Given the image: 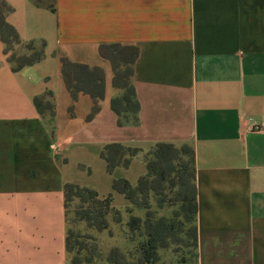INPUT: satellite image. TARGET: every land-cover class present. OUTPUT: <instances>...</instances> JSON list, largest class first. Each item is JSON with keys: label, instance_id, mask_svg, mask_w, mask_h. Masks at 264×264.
<instances>
[{"label": "crops", "instance_id": "obj_1", "mask_svg": "<svg viewBox=\"0 0 264 264\" xmlns=\"http://www.w3.org/2000/svg\"><path fill=\"white\" fill-rule=\"evenodd\" d=\"M5 1L7 21L23 43L44 42V56L14 70L0 39V264H74L65 184L132 209L113 180L135 184L160 142L194 152L196 255L182 261L163 248L145 264H264V0H55V11ZM113 43L138 48L136 123L119 125L111 108L121 90L99 47ZM62 57L104 70L90 119L88 94L69 112ZM48 91L54 117L34 104ZM116 142L140 152L109 173L101 151Z\"/></svg>", "mask_w": 264, "mask_h": 264}, {"label": "trees", "instance_id": "obj_2", "mask_svg": "<svg viewBox=\"0 0 264 264\" xmlns=\"http://www.w3.org/2000/svg\"><path fill=\"white\" fill-rule=\"evenodd\" d=\"M36 5L43 6L51 11H55V0H34ZM13 8L5 1L0 0V39L5 46L6 53H9V61L14 70H18L25 65L34 64L41 60L44 56V42L40 45H35L33 42L23 43L19 37L16 29L7 21V15ZM27 48V53L16 57L13 54L16 46ZM100 54L109 59L113 68L112 83L115 88L121 90V94L114 96L111 99V108L118 117V124L136 123L138 122L139 102L136 97L135 89L132 83V76L134 73V64L138 56V48L131 45H121L118 43L102 44L99 47ZM62 75L65 85L73 99V104L69 108L71 115L74 114V106L77 101L79 93H85L93 99V106L88 114V118H92L99 110L100 103L104 97L105 81L104 70L100 66H91L84 63L74 62L67 57L61 58ZM34 104L38 112L42 115L50 117L55 116V103L53 93L46 92L42 96L34 98ZM189 153L190 161L193 164L194 152L193 149L187 145L177 147L172 143L160 142L151 147L144 155L147 172L140 176L136 185H131L125 178L114 179L112 188L114 191L122 193L129 200L133 207H141L147 211L146 218L151 220L150 201L156 199L159 204L167 202L165 190L170 191L177 187V194L180 196L181 202L185 207H188L191 213V220L194 222L192 227V237L194 245L197 243V228H196V186L194 165L190 178L187 179L183 175L182 170L185 171L188 164L180 169L177 174L178 167L174 161L178 159L181 152ZM140 152L137 147L126 146L121 143L106 144L102 151L101 157L106 162V167L109 173L113 171L116 166L122 165L127 167L131 159ZM182 167V166H181ZM175 173L177 181L171 177ZM77 192V196L83 203L91 201L96 207L101 208L98 211V219L93 225L97 229L107 228L105 220L106 215L112 209V193L104 198H100L94 189L85 186H79L73 183H67L64 186V205L70 198V195ZM116 210V209H115ZM128 208L127 211L131 212ZM117 211V210H116ZM119 213V211H117ZM88 216H84L87 220H91L90 212ZM142 219L140 216L131 215L128 220V227L131 231L140 229ZM147 226L151 231L148 232L149 238L144 243L140 244V251L142 257L139 264L144 262H154L156 258L157 248L166 247L168 243L164 240L161 245L158 242L161 236H157V230L164 233L166 229H174L175 223L169 224L166 219L161 218L154 221H149ZM69 237L66 235V248L68 250ZM120 252L118 248H113L108 261L115 264H124L119 260ZM74 264H80L73 261Z\"/></svg>", "mask_w": 264, "mask_h": 264}, {"label": "rangeland", "instance_id": "obj_3", "mask_svg": "<svg viewBox=\"0 0 264 264\" xmlns=\"http://www.w3.org/2000/svg\"><path fill=\"white\" fill-rule=\"evenodd\" d=\"M13 52L16 57L29 53H27V48L23 47V45L16 46ZM186 162L188 164L187 168L185 171H180ZM174 164L178 167L176 170L177 174L180 171L183 172L181 175L187 179L190 178L193 164L190 161L188 151L186 153L184 151L181 152L178 155V159L174 161ZM133 167L136 166L134 165ZM171 177L177 181L175 173H172ZM137 181L135 184H130L134 186L137 184ZM165 193L166 203L161 205L156 202V199L150 201L151 220H147V211L145 213V209L141 207H132L131 212H128L126 209H116L119 213L112 208L105 217L107 228L101 230L93 225L98 219V211L101 208L96 207L91 201L83 203L77 196V192L72 193L65 210L69 237L68 252L71 261H76L80 264L110 263L108 259L112 249L118 248L120 252L119 260L124 264H139L142 257L140 244L148 240V232L151 231L147 223L149 221L156 222L161 218L166 219L169 224L175 223V228L166 229L164 233L157 230V236H161L159 238H162L159 240L158 245H161L165 240L168 246H158L157 259H153H159V251L163 248L172 249L178 260L183 261L194 258L196 255V247L192 237L194 222L191 220L190 210L181 202L180 196L177 194V187H174L171 191L166 189ZM118 202L116 201V204ZM88 212H90L92 217L91 220H87L84 217L88 216ZM131 215L141 217L140 229L135 231L129 229L127 223Z\"/></svg>", "mask_w": 264, "mask_h": 264}, {"label": "built area", "instance_id": "obj_4", "mask_svg": "<svg viewBox=\"0 0 264 264\" xmlns=\"http://www.w3.org/2000/svg\"><path fill=\"white\" fill-rule=\"evenodd\" d=\"M254 128H255V129L258 128V125H254Z\"/></svg>", "mask_w": 264, "mask_h": 264}]
</instances>
